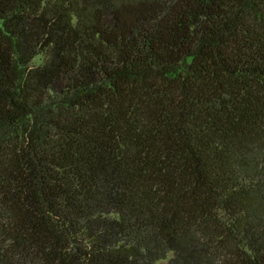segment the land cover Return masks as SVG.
<instances>
[{"label":"trees","instance_id":"trees-1","mask_svg":"<svg viewBox=\"0 0 264 264\" xmlns=\"http://www.w3.org/2000/svg\"><path fill=\"white\" fill-rule=\"evenodd\" d=\"M264 264V0H0V264Z\"/></svg>","mask_w":264,"mask_h":264},{"label":"rangeland","instance_id":"rangeland-1","mask_svg":"<svg viewBox=\"0 0 264 264\" xmlns=\"http://www.w3.org/2000/svg\"><path fill=\"white\" fill-rule=\"evenodd\" d=\"M160 264H165V262H161Z\"/></svg>","mask_w":264,"mask_h":264}]
</instances>
